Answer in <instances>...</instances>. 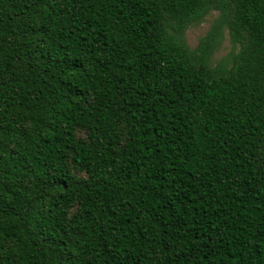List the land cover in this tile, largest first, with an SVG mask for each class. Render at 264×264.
<instances>
[{
  "label": "trees",
  "instance_id": "1",
  "mask_svg": "<svg viewBox=\"0 0 264 264\" xmlns=\"http://www.w3.org/2000/svg\"><path fill=\"white\" fill-rule=\"evenodd\" d=\"M0 264H264V0H0Z\"/></svg>",
  "mask_w": 264,
  "mask_h": 264
},
{
  "label": "rangeland",
  "instance_id": "2",
  "mask_svg": "<svg viewBox=\"0 0 264 264\" xmlns=\"http://www.w3.org/2000/svg\"><path fill=\"white\" fill-rule=\"evenodd\" d=\"M214 15L213 12L208 13L203 17V19L195 24L186 28L184 32V37L188 45H193L196 42L198 36H200L208 27L211 17ZM229 49V42L227 40L226 34H224L217 50L213 54V58L217 59L223 55Z\"/></svg>",
  "mask_w": 264,
  "mask_h": 264
}]
</instances>
